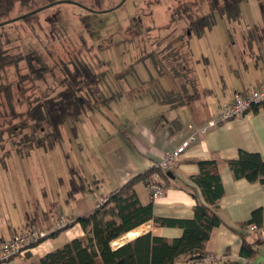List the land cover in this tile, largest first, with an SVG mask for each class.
Instances as JSON below:
<instances>
[{"label": "rangeland", "instance_id": "obj_1", "mask_svg": "<svg viewBox=\"0 0 264 264\" xmlns=\"http://www.w3.org/2000/svg\"><path fill=\"white\" fill-rule=\"evenodd\" d=\"M77 1L91 5L85 0ZM121 2L102 0L95 10H108L107 13L88 12L62 3L41 11L36 19L0 27V45L9 43L8 47L3 45L7 54L14 58L23 56L17 66L0 71V84L11 89L17 112L26 110L27 100L52 89L61 90L63 75L56 63H66L71 68L93 66L102 76L97 95L108 102L93 112L89 110L79 120H67L62 126L63 142L49 151L33 147L29 140L20 138L15 142L10 136L0 137V217L11 220L14 229L9 234L22 233L35 219L40 225L44 212L50 215L49 226L43 228L48 231L59 216L71 219L84 215L118 187L116 171L110 168L119 165V157L117 153L111 156L109 151L115 150L120 136L114 135L109 126L111 121L122 123V117L118 119L113 107L117 105L110 102L121 99L127 105L130 101L122 107V113L131 118L148 116L153 110L150 101L175 87L168 67L171 45L167 36L172 30L178 36L187 32L186 45L190 47L198 78L208 73L228 76L230 69L239 68L243 54L248 52H257L250 65L257 62L264 66V0H243L238 18L226 11L221 14L211 6L212 0H127L112 9ZM185 9L190 18L198 14L207 16L203 33L187 27ZM25 12L17 8L6 21ZM39 56L50 73L33 85L21 86L19 80L29 73L30 66L40 73L46 71L44 65L34 62ZM175 57L173 52L171 58ZM6 103V97L0 93V114L7 109ZM134 108L132 116L130 109ZM98 125L101 129L109 128L104 130V136L95 132ZM109 132L113 133L112 138L108 137ZM71 167L83 173L94 192L69 198ZM141 227L137 229V238L152 232L154 225L150 222ZM120 240L114 242L113 248L123 246ZM63 241H67L66 235L56 247L62 246Z\"/></svg>", "mask_w": 264, "mask_h": 264}, {"label": "trees", "instance_id": "obj_2", "mask_svg": "<svg viewBox=\"0 0 264 264\" xmlns=\"http://www.w3.org/2000/svg\"><path fill=\"white\" fill-rule=\"evenodd\" d=\"M56 1L61 0H0V23L6 21L17 8L26 11L24 13L26 15ZM64 1H75L84 6L77 7L88 12H109L108 10H95L102 4V0H85L91 4L89 7L77 0ZM242 2L243 0H212L211 6L219 10L221 14L226 11L238 18ZM117 6L112 9H116ZM185 13L188 21L186 22L187 27L203 33L208 24L207 16L198 14L190 18L189 10L185 9ZM38 15L39 13L22 20L30 21L33 18L36 19ZM169 20L173 21L172 16ZM175 31L172 30L167 38L168 45H171L168 49V67L171 69V78L175 80L176 85L172 89L160 92L159 97H154L170 109L190 105L202 98L193 57H190V47L186 45L189 41L186 37L187 32L185 35L178 36ZM3 45L8 47L9 43L0 45V71L17 66L23 60V56L14 58L7 54ZM173 52L176 56L175 60L171 58ZM34 62L44 65L46 71L40 73L42 71L37 72L30 66L29 73L21 76L19 80L21 86L25 83L33 85L36 81L43 79L44 74L50 73L51 70L48 69L41 56L37 57ZM171 65L176 66L171 67ZM56 67L63 75L59 86L61 90L57 92L52 89L32 101L27 100V108L22 113L15 109L11 89L0 84V93L6 97L7 101V109L0 114L1 138L10 136L15 139V142H18L20 138L29 140L33 147L49 151L63 142L62 126L67 120H79L89 110L93 112L103 103H108L106 100L99 99L97 95L96 90L101 85L102 76L93 66L86 64L71 68L66 63L63 65L56 63ZM22 91L24 92L23 88ZM16 102L19 105L20 99ZM260 107L264 105L256 107L255 111H258ZM193 162L197 164L199 173L190 176L189 179L199 190V195L196 192L193 194L196 205L192 220L160 218L154 213L153 202L147 205L142 204L135 186L141 182L145 184L148 182L152 173L156 171L152 168L110 194L91 211L80 217L68 219L65 227L55 230L34 244L32 249L47 239L58 237L77 224L84 232L83 236L57 247L44 257L28 264H202L208 256L206 248L213 230L223 224L218 215V204L225 196V189L216 160H193ZM227 164L235 180L245 179L251 183L264 184V159L261 154L240 151L238 158L228 161ZM70 173L69 198L73 199L78 194L93 192L91 184L83 174L81 175L73 167L70 168ZM167 174L168 172L162 174V179L168 178ZM150 222L159 227H178L183 230V235L178 239H168L149 232L120 248H113L114 242ZM250 224H256L260 228L264 227L261 210L253 213L251 220L246 223L247 226ZM29 232L41 233L32 225L27 224L26 229L16 236H25ZM241 252L248 261H252L256 256L254 247L244 239ZM25 256L27 260L32 258L29 252Z\"/></svg>", "mask_w": 264, "mask_h": 264}, {"label": "crops", "instance_id": "obj_3", "mask_svg": "<svg viewBox=\"0 0 264 264\" xmlns=\"http://www.w3.org/2000/svg\"><path fill=\"white\" fill-rule=\"evenodd\" d=\"M256 53H244L239 68L230 69L228 76L222 73L218 75L208 73L206 77L201 76L199 86L202 98L190 105L170 109L159 100L152 99L150 104L153 106V110L148 113V116L131 118L125 112L122 113V107H127L130 101L127 105L122 104L123 100L121 99L111 101L110 104L117 105L113 107L117 110L118 119L122 117V123L116 124L117 121H111L109 126L111 130L114 129V135L118 133L120 136V142L116 145L115 150L112 152L110 149L109 151L111 156L113 153H117L119 157L116 159L119 165L114 166V169L110 168V171H116L118 187L101 200L152 169L165 157L166 153L181 146L205 123L218 117L220 111L233 102L236 93L249 94L254 89L264 86V66H260L257 62L250 65L252 56ZM262 59L264 60V57ZM133 111L135 113V108L134 110L130 109L132 116L134 115ZM108 129V127L101 129L98 125L95 132H102L101 135L98 134L101 137L104 136V130ZM112 134L109 132L108 137L112 138ZM240 151L258 153L264 159V107H260L258 111L253 108L241 118L224 122L210 129L206 134H198V140L187 149L170 171L171 174L173 173L172 177L167 175L168 178L163 179L165 195L162 198L152 200L144 182L135 186L142 204L147 205L153 202L154 213L157 217L192 220L196 205L193 194L196 192L199 195V190L189 179L190 176L199 173V168L193 160H216L225 189V196L218 204V215L223 224L213 230L206 248L208 255H213L218 260L216 264L229 262L264 264V236L259 237L257 234L249 233L246 225L251 220L253 213L259 210L263 212L264 220V184L251 183L245 179H234L233 172L227 162L237 159ZM80 216L82 215L73 217ZM59 218L65 217L59 216L57 220ZM40 219H42L40 225L36 219L33 223L28 224L47 234L56 230L54 226L57 220L54 225L51 224L50 230L43 229L49 226L48 221H51L50 215L46 212ZM10 222L9 218L0 217V247L4 240H10L17 235L9 234L10 230L14 229ZM137 233L136 229L130 235L125 236L123 238L125 244L135 240ZM152 234L168 239H178L182 237L183 230L178 227L169 228L154 225ZM64 235H66L67 241L63 242L67 243L83 236L84 232L77 224L58 237L47 239L38 247L33 248L29 252L32 255L31 260H27L25 254L1 264H28L36 261L56 249L57 242ZM243 239L256 250V256L252 261H248L242 255Z\"/></svg>", "mask_w": 264, "mask_h": 264}, {"label": "built area", "instance_id": "obj_4", "mask_svg": "<svg viewBox=\"0 0 264 264\" xmlns=\"http://www.w3.org/2000/svg\"><path fill=\"white\" fill-rule=\"evenodd\" d=\"M264 105V86L254 89L249 94L236 93L233 102L225 106L218 117L205 123L199 128L198 134H206L210 129L219 126L220 124L241 118L245 114L258 106ZM192 134L187 138L181 146L166 153L165 157L154 165L156 169L146 183V189L152 200H158L165 195V185L162 179V174L171 171L179 162L181 156L186 153L187 149L198 140V134ZM68 220L60 218L56 222V230L65 227ZM249 233L257 234L259 237L264 236V227L260 228L256 224H250L247 227ZM48 234L45 232H29L25 236H15L10 240L3 241L0 247V264L11 260L17 256H23L32 250V246L38 243ZM217 259L213 255H208L202 264H216ZM192 264V263H188Z\"/></svg>", "mask_w": 264, "mask_h": 264}, {"label": "water", "instance_id": "obj_5", "mask_svg": "<svg viewBox=\"0 0 264 264\" xmlns=\"http://www.w3.org/2000/svg\"><path fill=\"white\" fill-rule=\"evenodd\" d=\"M126 1H127V0H122V2H121L117 7H120V6L124 5ZM62 3H67V4H71V5H75V6L84 7L83 5H81V4H79V3L75 2V1H64V0L56 1V2H54V3H51V4L46 5V6H44V7H41V8H39V9L33 11V12H30V13H28V14H26V15H23V16H20V17H17V18H15V19H13V20H10V21H6V22H3V23H0V27L5 26V25H7V24L14 23V22H16V21H20V20H22V19H25L26 17H30V16H32V15H35V14H37V13H40L41 11H43V10H45V9H48V8H50V7H53V6H56V5L62 4ZM110 11H112V10H110ZM167 175L172 177V174H171L170 172H169ZM125 245H126V244H125Z\"/></svg>", "mask_w": 264, "mask_h": 264}, {"label": "bare ground", "instance_id": "obj_6", "mask_svg": "<svg viewBox=\"0 0 264 264\" xmlns=\"http://www.w3.org/2000/svg\"><path fill=\"white\" fill-rule=\"evenodd\" d=\"M120 241H121V244H123V245L125 244V239H121Z\"/></svg>", "mask_w": 264, "mask_h": 264}]
</instances>
